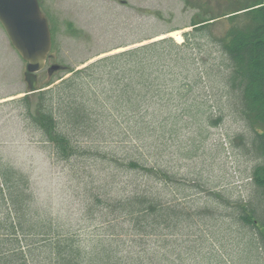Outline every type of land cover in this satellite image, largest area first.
I'll use <instances>...</instances> for the list:
<instances>
[{"label":"rangeland","instance_id":"1","mask_svg":"<svg viewBox=\"0 0 264 264\" xmlns=\"http://www.w3.org/2000/svg\"><path fill=\"white\" fill-rule=\"evenodd\" d=\"M39 1L42 12L47 14L55 31L47 68L36 76H30L26 73V64L23 65L24 62H20L17 56L8 59L2 54L0 97L19 89L21 85L28 90H39L72 70L84 68L79 67L84 62L90 60L89 65L99 58L132 49L141 41L169 31L172 33L168 37L182 43V35L191 31L186 27L195 16L198 19L223 16L254 3V0ZM248 24H251V18L246 15L233 20L221 19L209 28L207 36L221 38L231 27L242 29ZM205 39L201 40V45L207 57L203 58L199 53L195 57L200 61L207 59L210 66L220 65L218 49ZM4 48L12 51L0 26V51L3 52ZM15 63L22 67L20 74ZM55 65L60 69L49 71ZM10 67H14L12 73L17 82L10 76ZM217 72L215 69L211 79L215 88L213 100L207 104L209 117L222 116L217 126H210L211 119L204 120L196 105L185 104L180 95H172L168 96L169 115L182 118L186 111L191 110L192 113L183 117L182 122L179 120L173 132L170 130L173 125L163 129L159 123L165 116L164 110L158 112L153 109L154 112L150 110L130 119L116 116L103 138L100 136L92 143L88 137H80L77 144L85 152L92 148L108 152L121 141L129 143L131 140L132 144L125 145L140 146L139 151L145 153L152 164L159 162L174 179L175 182L169 183L164 192L168 200L189 195L199 208L212 211L206 221L198 223L195 220L190 224L191 232H185L175 246L163 251L164 254L174 257L179 251L187 252L182 255V264H264V251L254 240V232L235 222L232 204H228L249 201L253 195L250 176L259 161L251 143L255 133L244 120L239 100L227 97ZM103 81L105 79H100L101 87L107 89ZM194 97L203 100L201 95ZM53 98L54 105H57V97L54 95ZM41 101L40 93L29 96L30 114H26L25 104L18 100L0 102V164H5L12 172V177L8 173L10 186L5 187V192L8 195L12 191L11 196H17L19 200L18 205L8 209L6 206L7 210L0 207V225L11 212L18 222H22L17 229L19 231H14L18 239L10 235L8 221L4 223V231L0 226V264H12L4 261V255H16L21 264L20 249L17 248L26 250L34 240L41 241L37 238L42 231L41 223L37 222L44 219L45 210H51L58 223L65 228L81 232L90 230L93 224L87 220L89 197L86 187L89 171L97 179L106 177V171L100 167H89L94 157L88 154L85 159L73 158L66 163H54L53 158L52 161L49 159V150L42 143L37 127H34L39 120ZM144 125H149V128L140 132V127ZM97 169L103 172L97 174ZM84 176L86 178L81 182ZM121 180L126 183L128 178ZM148 180V172L136 173L130 187L143 189ZM26 197H30L29 201L25 200ZM155 240L152 238V245ZM41 245L35 244L36 247ZM196 252L198 255H194Z\"/></svg>","mask_w":264,"mask_h":264},{"label":"trees","instance_id":"2","mask_svg":"<svg viewBox=\"0 0 264 264\" xmlns=\"http://www.w3.org/2000/svg\"><path fill=\"white\" fill-rule=\"evenodd\" d=\"M243 15L251 18L246 28L231 27L221 38L207 36L217 20ZM190 27L193 29L183 34L182 44L166 38L102 58L43 94L37 127L44 141L54 146L56 157L69 161L85 159L88 154L94 157L89 167L106 171V177L98 179L89 171L87 220L96 224L89 233L61 228L40 232L51 264H174L170 257L160 255L162 248L191 232L190 224L195 220L206 221L212 211L199 208L189 195L168 200L164 192L174 179L159 162L152 164L139 147L125 145L133 141H121L108 152L94 148L85 152L77 141L88 137L94 143L104 137L116 116L130 119L154 112L153 109L164 110L159 123L163 129L173 125V132L179 120L182 122L192 113L186 111L182 118L169 115L168 96L172 95H180L185 104L196 105L204 120L211 119L209 125L217 126L222 116L212 119L207 107L215 92L211 85L215 69L227 97L241 103L244 120L255 133L251 143L259 158L250 176L254 187L251 199L227 202L232 204L235 222L251 228L254 240L264 251V0H254L253 4L223 16L194 19ZM205 38L218 49L220 65L210 66L207 59L200 61L195 57L196 53L207 57L201 45ZM100 79H105L103 85L107 89L101 87ZM54 95L57 105L53 103ZM198 95L203 100L194 97ZM140 128L142 132L149 125ZM100 171L97 169V174ZM142 171L148 172V182L143 189L131 188L135 174ZM121 178L128 180L123 183ZM152 238H156L154 247L149 243ZM177 261L181 262L179 257Z\"/></svg>","mask_w":264,"mask_h":264},{"label":"water","instance_id":"3","mask_svg":"<svg viewBox=\"0 0 264 264\" xmlns=\"http://www.w3.org/2000/svg\"><path fill=\"white\" fill-rule=\"evenodd\" d=\"M0 22L12 45L28 64V71L44 69L51 50L47 19L36 0H0Z\"/></svg>","mask_w":264,"mask_h":264},{"label":"crops","instance_id":"4","mask_svg":"<svg viewBox=\"0 0 264 264\" xmlns=\"http://www.w3.org/2000/svg\"><path fill=\"white\" fill-rule=\"evenodd\" d=\"M8 53V52H6ZM26 92L25 89H16L15 91L10 92L9 94H7L6 96L0 97V102L1 101H6L9 99H13L15 97H19L21 95H23ZM45 144V148H47L49 150L48 153V157L49 159L52 161V147L47 144V143H43ZM0 166L4 167V173L2 172L1 168H0V207H3V209L7 210L8 207L10 208L11 206H15L18 205L19 200L17 198V196H14L12 194V191H10V193L5 192V187L6 186H10L9 185V175L12 177V172L10 171V169L3 163H1ZM9 173V175H8ZM13 181V180H12ZM28 194V191H27ZM29 198L26 197L25 200ZM9 200V202H8ZM7 206V209H6ZM45 217L44 219H39V222L37 223H41L40 224V228L42 229H52V230H57L58 228V223L56 220V215H54V221H52V211L51 210H45ZM14 216V217H13ZM18 219L15 217V215L13 214V212H11L9 214V216L7 217L8 224H10V228L8 229L10 231V235L14 236V239H18L17 236L18 235H14V231L20 228V225H22L21 221H17ZM6 221H1V229L4 231L5 230V225L4 223ZM31 230V229H30ZM19 231V230H17ZM40 238V237H37ZM36 239V238H35ZM41 239V238H40ZM42 243L41 246L36 247L35 244H40ZM16 243V242H15ZM44 242L42 241H37L34 240L33 243L28 244L27 245V249L25 250L23 247H18L17 249H20L19 251V255L21 257L22 263L21 264H51V262L49 261L48 256L50 257L49 253L44 252ZM15 250V249H14ZM8 261V262H12V264H20L19 260L17 259L16 255H12V256H8L6 257V255L4 256V261Z\"/></svg>","mask_w":264,"mask_h":264}]
</instances>
